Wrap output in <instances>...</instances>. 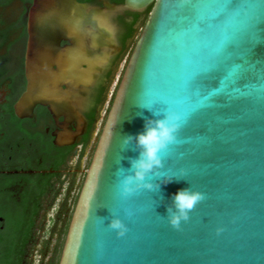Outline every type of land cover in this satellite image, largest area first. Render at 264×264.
I'll use <instances>...</instances> for the list:
<instances>
[{
	"label": "water",
	"instance_id": "1",
	"mask_svg": "<svg viewBox=\"0 0 264 264\" xmlns=\"http://www.w3.org/2000/svg\"><path fill=\"white\" fill-rule=\"evenodd\" d=\"M179 2L125 0L124 6L98 7L79 0H32L27 87L15 112L30 118L44 106L67 123L76 121V131L66 132L60 146L72 144L85 130L86 119L76 106L118 50L113 16L152 7L86 172L59 264H264V45L254 49V79L232 88L225 78L195 105L181 99L183 60L204 37L175 27L178 9L171 5ZM248 2L257 16L264 14V0ZM214 84L213 79L205 86ZM146 96L157 103L145 104ZM165 110L180 114L181 128L175 143L161 152L159 175L147 177L159 187L121 195L123 174L139 155L134 140L125 145L124 138L135 137ZM184 188L203 193L204 199L176 229L167 209L173 194ZM113 216L128 227L122 237L108 227Z\"/></svg>",
	"mask_w": 264,
	"mask_h": 264
},
{
	"label": "flooded vegetation",
	"instance_id": "2",
	"mask_svg": "<svg viewBox=\"0 0 264 264\" xmlns=\"http://www.w3.org/2000/svg\"><path fill=\"white\" fill-rule=\"evenodd\" d=\"M79 1L98 7H102L107 2L119 6L125 4V0ZM22 4V11L28 12L31 3L22 2ZM147 10L134 12L125 9L113 16L112 22L118 28V50L99 83L85 98H80V104L76 107L80 117L86 119L87 126L70 145L60 146L58 142L62 141L66 132L76 131L78 127L76 121L67 123L65 116H57L44 106H37L34 116L30 118L21 119L16 115L15 105L27 87L25 54L28 34L26 38L19 39L21 32L16 31L11 38L14 43L12 48L0 50V174L29 175L32 178L48 176L49 181L44 196H49L45 203V206L50 207L49 211L59 196H76L79 187L77 196L81 192L86 177V173L83 172L84 164L89 161L92 148L97 146V144L94 146L96 132L111 107L116 74L126 57L130 58L134 50L149 16ZM27 12L24 15L26 32ZM17 21L18 18L12 24ZM131 28L134 30L133 35L127 38ZM57 164H60V167L56 169ZM28 186L30 185L20 178L5 190L10 191L13 196H23Z\"/></svg>",
	"mask_w": 264,
	"mask_h": 264
},
{
	"label": "snow or ice",
	"instance_id": "3",
	"mask_svg": "<svg viewBox=\"0 0 264 264\" xmlns=\"http://www.w3.org/2000/svg\"><path fill=\"white\" fill-rule=\"evenodd\" d=\"M170 6L168 3L164 7ZM175 27L203 39L183 60L180 74L181 99L195 105L215 92L222 80L230 78V86L254 79L257 60L254 49L264 45V14L257 16L255 5L248 0H180ZM212 37V38H208ZM264 64V60L260 61ZM223 70V79H221ZM216 84L211 89L209 80ZM217 96L214 99L218 100ZM145 104H155L146 96ZM193 112V116L196 112Z\"/></svg>",
	"mask_w": 264,
	"mask_h": 264
},
{
	"label": "trees",
	"instance_id": "4",
	"mask_svg": "<svg viewBox=\"0 0 264 264\" xmlns=\"http://www.w3.org/2000/svg\"><path fill=\"white\" fill-rule=\"evenodd\" d=\"M12 1L14 0H0V7L7 6ZM21 1L23 3H32V0ZM151 9L152 7L147 10V14L150 13ZM26 12L27 10H24L19 16L18 21L13 24L0 20V50L2 48H6L7 50L12 48L14 43L11 41V38L16 31L21 32L19 39L27 37L26 19L24 18ZM133 31V28H131L126 37L132 36ZM22 65L23 60L21 61ZM114 96L115 94L113 95V99ZM112 102L110 103L111 105ZM59 167L60 164H57L55 168ZM20 178H23L30 186L27 187V191H25L23 196H13L10 191L5 189ZM38 178L40 179L38 180ZM38 178H32L29 175L7 176L0 174V264H33L32 257L39 240L38 232L42 228V224L50 208L45 206L49 196H44L49 177L38 176ZM52 197L55 198L56 196ZM78 197L75 198L74 205H76ZM66 206L67 204L65 203L62 214L57 215L55 221L57 222V219L61 220L60 227L57 230L59 239L53 249L52 256L48 262H45L47 252H49L51 247L50 241H46L43 244V260L41 264H59L60 262L69 224L75 208L73 207L72 213L68 217H64L63 211Z\"/></svg>",
	"mask_w": 264,
	"mask_h": 264
},
{
	"label": "clouds",
	"instance_id": "5",
	"mask_svg": "<svg viewBox=\"0 0 264 264\" xmlns=\"http://www.w3.org/2000/svg\"><path fill=\"white\" fill-rule=\"evenodd\" d=\"M161 116V114H158ZM181 116L173 110L163 111L162 118L149 119L145 122L144 130L132 136L124 138L127 145L134 140L139 149L136 159L130 161L131 168L127 174H123L120 183L121 195L127 196L139 189L153 190L159 185H153L147 181L149 174L158 176L160 169L164 167L161 152L166 150L170 144L175 143L177 132L181 128ZM123 173V171H121ZM120 172V173H121ZM171 182L167 179L165 184ZM204 199V194L194 191L191 188L178 190L172 196L171 205L168 207V222L176 229H179L182 221L189 220V213L198 202ZM108 227L116 232L117 236H124L128 231L127 225L118 216H113ZM222 229H217L219 233Z\"/></svg>",
	"mask_w": 264,
	"mask_h": 264
},
{
	"label": "rangeland",
	"instance_id": "6",
	"mask_svg": "<svg viewBox=\"0 0 264 264\" xmlns=\"http://www.w3.org/2000/svg\"><path fill=\"white\" fill-rule=\"evenodd\" d=\"M22 7H23V4L19 0H14L10 4H8L7 6L0 7V20H5L7 23L14 22L22 14V12H23ZM128 60H129V56L126 57V59L124 60V62L122 63L120 69L118 70V72L116 74L115 81H114L113 88H112V97L111 98H113V95L115 94V92H116V90L120 84V81H121V78L123 76L126 65L128 63ZM0 97H1V93H0ZM106 116L107 115L104 116V119L101 121L99 128L96 132L97 135L95 136L94 146L98 143L101 131H102L103 126H104V122L106 120ZM94 148L95 147H93L91 152H90V156L88 158L89 161H90L91 156L93 154ZM89 161L84 164V168H83L84 173H86V171H87V168L89 166ZM79 188L77 189L76 196H59L55 205L53 206V208L47 212L46 219L42 224V228L38 232L39 240H38V245H37V247L34 251L33 257H32L33 264H41V261L43 260V256H42L43 244L46 241H50L51 247H50L49 252H47L45 262H48V260L51 258L53 249L56 246L58 239H59L57 230L60 227L61 220L57 219V222H55L57 215L62 214V210H63L65 203L67 204V206L63 211V214H64L63 216L68 217L69 214L72 213L73 207L76 206V205H74V200L77 197V194L79 192ZM63 193H65V191ZM53 230H55V231H53Z\"/></svg>",
	"mask_w": 264,
	"mask_h": 264
}]
</instances>
